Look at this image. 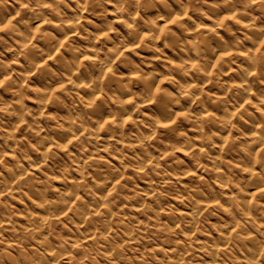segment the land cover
Masks as SVG:
<instances>
[{"label":"clouds","instance_id":"clouds-1","mask_svg":"<svg viewBox=\"0 0 264 264\" xmlns=\"http://www.w3.org/2000/svg\"><path fill=\"white\" fill-rule=\"evenodd\" d=\"M0 264H264V0H0Z\"/></svg>","mask_w":264,"mask_h":264}]
</instances>
